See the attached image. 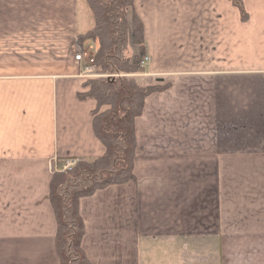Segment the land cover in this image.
I'll use <instances>...</instances> for the list:
<instances>
[{"label": "crops", "instance_id": "1", "mask_svg": "<svg viewBox=\"0 0 264 264\" xmlns=\"http://www.w3.org/2000/svg\"><path fill=\"white\" fill-rule=\"evenodd\" d=\"M241 3L135 0L137 75L164 88L135 121L136 179L80 199L92 264H264V0ZM94 23L87 0H0V264H61L54 169L106 151L75 58Z\"/></svg>", "mask_w": 264, "mask_h": 264}, {"label": "trees", "instance_id": "2", "mask_svg": "<svg viewBox=\"0 0 264 264\" xmlns=\"http://www.w3.org/2000/svg\"><path fill=\"white\" fill-rule=\"evenodd\" d=\"M87 1L95 23L79 35L78 42L83 46L87 40H95L98 47L94 52L95 75L85 82L87 90L80 96L97 101L93 125L106 151L94 159L78 160L71 168L56 170L51 178L49 199L57 222L55 243L61 264H92L82 247L85 222L80 199L108 185L136 179L135 121L147 97L164 88L144 86L137 75L147 48L135 0ZM236 2L245 17L243 4Z\"/></svg>", "mask_w": 264, "mask_h": 264}, {"label": "built area", "instance_id": "3", "mask_svg": "<svg viewBox=\"0 0 264 264\" xmlns=\"http://www.w3.org/2000/svg\"><path fill=\"white\" fill-rule=\"evenodd\" d=\"M76 47H77V54H76V60L78 61H83L85 60L86 62L89 63L88 65V71L89 73H93L95 72V68H96V61H95V55L93 52H89L88 49H84V47L79 43L77 42L76 43ZM149 60V56L146 54L144 60H143V65H145ZM78 160H75V159H68V160H65L61 165L60 167L57 169H54V170H65V169H68V168H71L74 164H76Z\"/></svg>", "mask_w": 264, "mask_h": 264}, {"label": "rangeland", "instance_id": "4", "mask_svg": "<svg viewBox=\"0 0 264 264\" xmlns=\"http://www.w3.org/2000/svg\"><path fill=\"white\" fill-rule=\"evenodd\" d=\"M239 1H241V0H239ZM236 3H237V2H236ZM87 80H88V79H87ZM169 87H170V86H169ZM169 87H167V88H169ZM232 105L237 106V103H232ZM230 120H231V123L236 124V126H237V124H239V123L241 122V119L239 118L238 115H233V116H231Z\"/></svg>", "mask_w": 264, "mask_h": 264}]
</instances>
